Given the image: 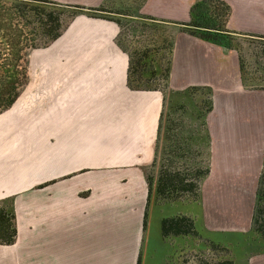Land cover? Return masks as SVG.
Segmentation results:
<instances>
[{
  "label": "crops",
  "instance_id": "crops-1",
  "mask_svg": "<svg viewBox=\"0 0 264 264\" xmlns=\"http://www.w3.org/2000/svg\"><path fill=\"white\" fill-rule=\"evenodd\" d=\"M193 1L147 0L141 13L187 22ZM223 1L228 30L264 36V0ZM117 34L115 23L81 15L29 55L27 84L0 114V200L12 199L16 225L14 244L0 245V264H137L143 169L154 159L163 96L128 89ZM168 85L211 88L203 221L248 233L264 163V90L242 86L234 51L177 31ZM248 264H264V252Z\"/></svg>",
  "mask_w": 264,
  "mask_h": 264
},
{
  "label": "trees",
  "instance_id": "trees-1",
  "mask_svg": "<svg viewBox=\"0 0 264 264\" xmlns=\"http://www.w3.org/2000/svg\"><path fill=\"white\" fill-rule=\"evenodd\" d=\"M107 1L104 0L98 7H85L49 0H13L14 3L6 13L8 22L4 28L8 31L7 35L12 32L15 34L16 43H11L12 50L15 48L12 53L14 59L10 61L11 68H5L8 66L7 63L1 64L3 75L0 77V102L3 103L0 114L12 106L27 84V70H16L23 50L47 48L66 31L76 17L81 15L115 23L118 27L115 43L128 58L126 72L128 89L158 91L163 96L154 159L150 166L143 169L147 184L143 216L145 228L148 207L152 201L158 206L199 203L201 185L210 172L211 140L206 118L213 108L212 90L207 86H190L179 91L169 88L174 33L181 32L213 46L236 51L240 81L244 88L251 90L259 89L256 86L264 82V76L256 79L250 73L237 38L254 36L264 40V36L228 30L226 25L231 8L223 0H194L189 8L187 22L158 19L142 14L141 9L147 0H133L132 12L108 11L105 8ZM110 14L117 17L112 18ZM16 19L22 22L24 27H31V34L34 36L32 39L34 43L26 44L25 49L18 47L22 31L16 29L19 26V22L13 23ZM168 29L170 33H167ZM136 32H149L153 34L152 39L145 37L142 40L129 41L128 38ZM156 32L159 34L155 35ZM36 40H40V43H35ZM261 71L264 73V68ZM160 235L162 239L179 237L200 240L194 219L186 215L162 219ZM248 235L256 246L264 245V163L255 194ZM15 240L13 201L11 198L2 199L0 245L10 246ZM203 243L206 248L203 251L204 256L197 252L198 264H232L230 258L219 260L221 254L229 255L228 248L210 241ZM140 262L139 254L137 264Z\"/></svg>",
  "mask_w": 264,
  "mask_h": 264
},
{
  "label": "rangeland",
  "instance_id": "rangeland-1",
  "mask_svg": "<svg viewBox=\"0 0 264 264\" xmlns=\"http://www.w3.org/2000/svg\"><path fill=\"white\" fill-rule=\"evenodd\" d=\"M12 3H14L13 0H0V15H3L0 17V77L3 75L1 64L7 63L8 66L5 68L9 69L11 68L10 61L14 59L12 53L15 48L12 50L11 43H16V37L12 31V34L7 35L8 31L4 28L8 22L6 13ZM132 7L133 0H108L105 4V8L113 12H132ZM110 15L112 18L117 17L114 14ZM13 23H18L19 26L16 29L22 31L18 47L25 49L26 44L31 45L34 43L32 42L34 36L31 34V27H24V24L19 20L17 21V19ZM168 31L169 29L167 33H170ZM158 32L155 35L159 34ZM152 35L149 32H136L128 39L129 41H138L145 37L146 39H152ZM237 39L239 49L246 59L250 73L256 79H260L264 76V73L261 71L264 68V40L254 36H243ZM35 43H40V40H36ZM32 52L33 50L28 48L21 52V60L18 61L16 67L17 71H22V69L28 70V58ZM234 52L237 55V52ZM256 87L259 89L264 88V82L258 84ZM2 103L3 101L0 102V107ZM179 215H186L194 219L195 228L200 235V240L179 237L162 239L160 235L161 220ZM203 215L204 212L199 203H174L158 206L152 201L148 207L146 226L141 239L139 250L140 264H198L197 256L200 252L201 256H204L203 251L206 248L203 241H210L228 248L229 255L223 253V255H220L219 260L230 258L232 264H248L249 259L255 256V251L264 252V245L256 246L255 242L251 241L248 233L230 232L218 229L213 224L207 225L203 221Z\"/></svg>",
  "mask_w": 264,
  "mask_h": 264
}]
</instances>
